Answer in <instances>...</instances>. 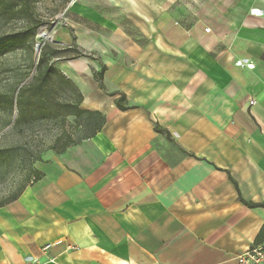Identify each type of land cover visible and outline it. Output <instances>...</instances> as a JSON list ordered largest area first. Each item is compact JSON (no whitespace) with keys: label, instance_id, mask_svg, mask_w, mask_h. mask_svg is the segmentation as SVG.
I'll return each mask as SVG.
<instances>
[{"label":"crops","instance_id":"0c3cea01","mask_svg":"<svg viewBox=\"0 0 264 264\" xmlns=\"http://www.w3.org/2000/svg\"><path fill=\"white\" fill-rule=\"evenodd\" d=\"M63 22L82 55L54 65L88 133L0 206V264H235L264 245V0H73Z\"/></svg>","mask_w":264,"mask_h":264},{"label":"rangeland","instance_id":"374dc122","mask_svg":"<svg viewBox=\"0 0 264 264\" xmlns=\"http://www.w3.org/2000/svg\"><path fill=\"white\" fill-rule=\"evenodd\" d=\"M71 1L29 0L26 12L12 14V8L0 12V35L24 30L33 25V19L42 22L26 44L9 47L0 54V202H7L30 185L35 170L40 171L54 153L88 133L84 118L70 115L62 122L56 116L53 103H66L73 98L70 88L57 77H53L46 97L36 98L18 90L31 81L41 51L54 64L67 60L64 57L70 53L58 50L61 48L58 34ZM37 42L40 46L35 50ZM4 96H12L14 100L26 97L28 104L19 111Z\"/></svg>","mask_w":264,"mask_h":264},{"label":"trees","instance_id":"16d2710c","mask_svg":"<svg viewBox=\"0 0 264 264\" xmlns=\"http://www.w3.org/2000/svg\"><path fill=\"white\" fill-rule=\"evenodd\" d=\"M21 1L23 2L11 4L0 0V12H4L6 8L9 9L12 8L11 11L12 14H16L18 12H26L27 3L29 2V0H21ZM33 22H34L33 25H30L28 28L24 30L1 34L0 54L9 47L21 46L26 44L28 39L34 36L35 30L42 24L41 21L36 19H33ZM58 50L66 51L70 53L66 55L64 58H76L82 55V52L75 45L71 48H60ZM103 71H104V67L99 72L94 73V77L98 81L101 87H102ZM53 77H57L59 81L62 84L68 86L71 92L73 93V98L66 103H61L59 101L53 103L55 107L54 108L55 114L56 116L59 117L60 121L63 122L65 118L70 115L74 116L75 118H79L81 115L89 114L79 108V104L81 101V94L78 88L69 79L65 78V76H63L59 72V70L55 67L54 62L49 61L48 55L44 51H41L39 53L35 68V74L32 76L31 81L27 84V86L20 87L18 90H21L23 92L26 91L30 96L36 98L46 97L52 88L51 82ZM3 98H7V97L4 96ZM6 100L10 106L15 105L17 108H19V111H22L24 106L28 104V100L26 97L14 100L12 96H10ZM122 101H124V98L121 96L117 100V103L121 109H124L125 107L121 105ZM155 130L160 131L161 129L155 126ZM34 173L35 175L31 183L37 181L42 176V172L40 171L35 170ZM21 191H19L17 194L12 195L8 199V201L15 199L20 194ZM5 203L6 202H0V206H2ZM262 205L264 206V204ZM249 206H257V205L250 204ZM263 240H264V224L256 236L255 245L259 244Z\"/></svg>","mask_w":264,"mask_h":264},{"label":"built area","instance_id":"2783aa9c","mask_svg":"<svg viewBox=\"0 0 264 264\" xmlns=\"http://www.w3.org/2000/svg\"><path fill=\"white\" fill-rule=\"evenodd\" d=\"M208 31V29H205ZM249 103L255 104V100H250ZM48 247V246H47ZM24 264H38L35 261H27ZM235 264H264V245L252 247L244 252L238 253L235 256Z\"/></svg>","mask_w":264,"mask_h":264},{"label":"bare ground","instance_id":"6f19581e","mask_svg":"<svg viewBox=\"0 0 264 264\" xmlns=\"http://www.w3.org/2000/svg\"><path fill=\"white\" fill-rule=\"evenodd\" d=\"M39 46H40V44L37 42L36 43V46H35V50H38L39 49Z\"/></svg>","mask_w":264,"mask_h":264}]
</instances>
